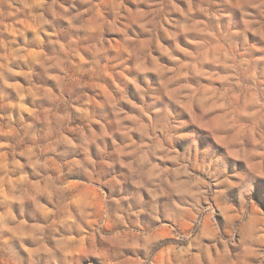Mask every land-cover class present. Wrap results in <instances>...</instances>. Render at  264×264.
Segmentation results:
<instances>
[{"label": "clouds", "instance_id": "9594fccd", "mask_svg": "<svg viewBox=\"0 0 264 264\" xmlns=\"http://www.w3.org/2000/svg\"><path fill=\"white\" fill-rule=\"evenodd\" d=\"M0 264H264V0H0Z\"/></svg>", "mask_w": 264, "mask_h": 264}]
</instances>
